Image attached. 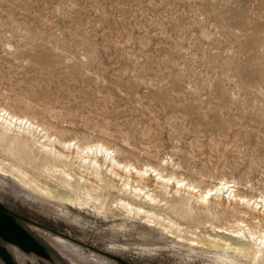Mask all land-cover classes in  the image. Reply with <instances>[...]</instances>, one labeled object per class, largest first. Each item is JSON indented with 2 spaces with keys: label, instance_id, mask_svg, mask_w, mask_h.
<instances>
[{
  "label": "rangeland",
  "instance_id": "374dc122",
  "mask_svg": "<svg viewBox=\"0 0 264 264\" xmlns=\"http://www.w3.org/2000/svg\"><path fill=\"white\" fill-rule=\"evenodd\" d=\"M0 105L138 165L167 160L202 186L224 176L264 195V0H0ZM6 185L0 204L45 250L10 264H74L35 227L118 264L207 262L178 244L116 250L139 241L118 215L81 208L77 224Z\"/></svg>",
  "mask_w": 264,
  "mask_h": 264
},
{
  "label": "bare ground",
  "instance_id": "6f19581e",
  "mask_svg": "<svg viewBox=\"0 0 264 264\" xmlns=\"http://www.w3.org/2000/svg\"><path fill=\"white\" fill-rule=\"evenodd\" d=\"M76 139L53 134L26 114L0 105V184L44 213L77 224L80 212L73 210L81 208L103 217L118 215L117 229L139 238L111 245L119 251L152 253L178 244L189 258L205 259V264H264L263 194H252L236 178L224 176L202 186L181 176L183 171L168 169L167 160L138 165L102 141ZM35 228L62 257L75 258L74 264H118ZM16 256L22 260L25 254Z\"/></svg>",
  "mask_w": 264,
  "mask_h": 264
},
{
  "label": "flooded vegetation",
  "instance_id": "af4514ba",
  "mask_svg": "<svg viewBox=\"0 0 264 264\" xmlns=\"http://www.w3.org/2000/svg\"><path fill=\"white\" fill-rule=\"evenodd\" d=\"M22 219L0 204V261L3 264L15 263L16 252L45 251L41 242L28 230L29 224H24Z\"/></svg>",
  "mask_w": 264,
  "mask_h": 264
},
{
  "label": "crops",
  "instance_id": "0c3cea01",
  "mask_svg": "<svg viewBox=\"0 0 264 264\" xmlns=\"http://www.w3.org/2000/svg\"><path fill=\"white\" fill-rule=\"evenodd\" d=\"M16 260L18 261V259L15 257V261H16ZM18 262H19V261H18Z\"/></svg>",
  "mask_w": 264,
  "mask_h": 264
}]
</instances>
